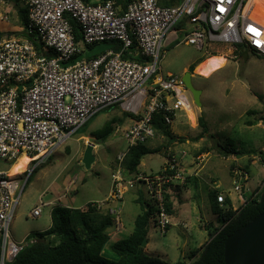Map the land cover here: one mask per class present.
Masks as SVG:
<instances>
[{
  "label": "built area",
  "instance_id": "1",
  "mask_svg": "<svg viewBox=\"0 0 264 264\" xmlns=\"http://www.w3.org/2000/svg\"><path fill=\"white\" fill-rule=\"evenodd\" d=\"M248 1L181 0L162 7L158 0H133L122 11L114 0H21L28 12L26 31L35 34L41 50L21 37L0 41V163L10 164L0 168V264H9L35 242L31 237L14 241L10 235L32 171L29 165L43 163L96 114L115 105L133 119L130 127L115 129L128 147L117 155L107 199L88 204L100 212L106 208L107 215L115 217L110 242L123 229L122 206L112 205H123L125 191L143 187L154 209L155 226L166 234L170 225L166 186L185 181L178 159L171 155L155 174L126 175L123 169L129 149L154 138L155 114L170 126L188 107L182 76L162 72V51L182 37L183 44L197 50L224 45L264 58V28L245 15ZM7 5L0 0V21L9 20ZM70 20L80 29L79 41ZM106 42L119 43L120 51L87 58L88 47ZM125 54L128 58H123ZM263 153L256 160L262 162ZM23 155L30 158L24 171L10 176L12 165ZM232 173L233 190L241 193L248 175L239 169ZM216 202L225 206L223 192ZM44 207L47 204L40 203L29 216L38 218Z\"/></svg>",
  "mask_w": 264,
  "mask_h": 264
},
{
  "label": "rangeland",
  "instance_id": "2",
  "mask_svg": "<svg viewBox=\"0 0 264 264\" xmlns=\"http://www.w3.org/2000/svg\"><path fill=\"white\" fill-rule=\"evenodd\" d=\"M20 6H24L22 2ZM9 16L10 23L15 27L12 32L19 31L17 11L11 8ZM108 47H110L108 43H100L94 45L93 50L94 52H101ZM213 54L225 58L226 62L222 68L209 77L197 73L198 65L193 69L192 84L196 89L201 90V106L198 107L194 104L192 95L187 90L185 93L194 113V121H188L186 116L179 112L169 126L175 138L182 137L187 140L180 142L177 139L179 142L174 140L172 143L166 137L156 133L153 139L147 141L146 145L149 147L154 146V148L159 147L160 149L157 153L144 156L138 170L145 174H155L161 171L166 154L170 152L175 154L182 163L180 169L183 168L185 174H192L196 168L190 166L191 162L195 160L197 154L207 152L210 159L214 161L213 164H215L212 169L214 171L211 170V172L216 174L221 184L225 186H223L224 189H229L227 196L230 194L234 206L237 207L243 201L241 197V200H239L240 193L237 194L231 184L233 181V173L229 167L231 162L224 161L216 146L217 143L223 145L227 139H232L236 143L241 155L232 156L231 158L237 159L238 164L244 166L248 171L246 195L251 192V189L256 190L262 187L264 165L259 159L253 160V156L258 157L259 152L262 151L260 149H264V58L255 53H252V55L251 52L248 53L243 48L234 51L232 47L224 45H216L206 50H197L192 46L183 44L181 37L180 41L170 49L162 51L160 65L163 74L170 73L182 76L184 69L190 64L201 57L206 59L214 57ZM123 112L119 106H112L103 110L68 139L66 146H63L64 151L54 154L50 165L40 167L37 170L34 168V163L29 166V169H33L35 172L30 182L27 183L26 181L24 185L18 207L22 215L18 221L11 224L10 228L12 240H20L26 228L37 230L44 227L48 207L42 209V214L38 218H31L29 213L33 206L39 203V194L55 177L59 178L57 184L65 179L75 180V189L78 193L76 196H71V199L74 200L70 204H73L76 208L84 207L89 202L100 203L107 199L108 189L111 186V175L117 169V155L125 151L128 144L122 138L121 133L115 131L105 142H98L93 137L92 131L101 129L110 116L124 117L123 114L126 113ZM199 118L203 120L208 133H202V127L198 124ZM129 119V116H125L126 121ZM121 126L117 125V127ZM81 137H88L86 140L91 145L96 146L95 149L84 145L86 140L78 141ZM196 137H201L197 141L198 143L193 141ZM87 148H90L92 157L89 167L84 163ZM162 150H166V152L162 153ZM183 154L185 155L182 158ZM9 167L10 164L0 163V168L8 169ZM191 186L189 191L182 190L180 194L185 199L182 206H179L178 198L175 195L172 197V215L178 216L179 214L181 218L188 215L190 221L187 220L186 225L179 224V227L173 228L176 237L171 238L169 234H160V231L154 228L153 220H151L147 235L148 244L145 246V252L148 255L161 256V254H167L170 258H174V256L180 254V251L185 254H188L189 251H196L203 239H209L208 231L202 227L207 223H213L215 226L221 224L219 217L211 212L210 201L203 182L198 178H193ZM140 191L144 194L145 202L149 203V199L141 187ZM53 198L54 195L48 188L40 199L46 203ZM135 198V190H129L125 193L123 205H112L113 208L122 206L120 223L123 230L104 247L103 257L110 261L117 262V256L110 250L109 245L116 240L128 237L133 231L135 218L143 212L144 199L137 203ZM179 209L182 211L181 213H179ZM109 217L110 220L115 221L114 216ZM112 232L113 228H110L108 233ZM174 238L179 244L178 249L170 247V245L175 244L172 241ZM184 238H186L188 244L182 247L181 244Z\"/></svg>",
  "mask_w": 264,
  "mask_h": 264
},
{
  "label": "trees",
  "instance_id": "3",
  "mask_svg": "<svg viewBox=\"0 0 264 264\" xmlns=\"http://www.w3.org/2000/svg\"><path fill=\"white\" fill-rule=\"evenodd\" d=\"M5 1L17 11L20 30L0 33V41L10 37H21L27 39L40 51L41 45L35 34H29L26 31L28 25L27 8L20 6L21 0ZM85 1L88 2L89 0ZM114 1L124 11L126 6L133 0ZM179 1L162 0L158 4L159 6L171 7L177 5ZM70 22L75 39L79 41L81 38L80 29L74 20H70ZM106 43L113 47L116 52H119L121 49L120 44L117 42ZM93 47L90 46L88 48L91 50ZM96 55L91 57H95ZM213 55L215 56V54ZM48 56L53 57V54L48 53ZM123 58L128 57L125 54ZM74 59H77V57H74L72 62H74ZM135 60L140 61L141 58H135ZM204 60L206 58H199L189 66V69L193 71ZM123 115L129 116L127 114ZM125 116L123 118L114 117L105 122L101 129L92 134L96 141L105 142L115 131L117 125L122 124ZM152 123L157 134L166 137L168 140L175 138L169 126L165 125L160 114L153 116ZM198 124L202 127V133H207L205 124L201 118L198 119ZM178 140L183 142L184 139L178 138ZM216 147L222 157L241 155L236 143L232 139H227L223 145L217 143ZM158 151L159 149H149L144 144L131 147L123 162L124 170L128 174L138 173L141 159L148 154H154ZM261 159L264 165V156H261ZM32 177V174L29 175L27 183L30 182ZM169 186L171 185H167L166 188ZM217 194L216 192H212L209 196V201L213 214L219 217L221 224L215 229L207 228L209 240L197 251L189 255L190 264H224V243L227 237L241 227L249 224L258 215L264 213V182L262 187L254 190L249 196H245V200L236 210H233L228 198H226L225 206L221 208L216 202ZM165 200L168 213L170 214L171 203L167 195H165ZM153 218L154 209L149 205L142 214L135 218L132 233L128 237L116 240L109 245L110 250L117 256V262H114L104 258L102 254L104 247L109 242L108 230L114 226V222L110 218L104 217L100 211L91 208L89 204L81 208L55 206L51 212V227L43 232L32 233L30 237L35 242L27 245L9 264H149L152 262L167 264L157 257L148 255L145 252V248L141 247L143 240H147L150 221ZM177 264L187 263L178 262Z\"/></svg>",
  "mask_w": 264,
  "mask_h": 264
},
{
  "label": "crops",
  "instance_id": "4",
  "mask_svg": "<svg viewBox=\"0 0 264 264\" xmlns=\"http://www.w3.org/2000/svg\"><path fill=\"white\" fill-rule=\"evenodd\" d=\"M160 1H162V0H158V2H160ZM181 2V0L179 1V3ZM179 3H177V5L179 4ZM118 7H119V9H121V7L119 6V5H117ZM176 6V5H175ZM162 7H164V6H162ZM171 7H173V6H171ZM11 8H12V6L9 4V5H7V6H5V9L6 10H9L10 11V13H11ZM13 28H15L14 26H13V24H11L10 23V19L8 20V21H0V33H6V32H12V29ZM174 43H172V44H169V45H166L165 46V48L163 49L164 51H166V50H168V49H170L171 48V45H173ZM234 51H237V49H241L240 47H238V48H232ZM114 51V52H116L114 49H113V47H108V48H106V49H104V50H102L101 52H94V50L93 49H89V48H87V58L88 57H90L91 58V56H93V55H95V54H97V55H100V53H103V52H106V51ZM246 52H248V53H250V51H248V50H245ZM251 54H252V52H251ZM96 55V56H97ZM253 55V54H252ZM214 57H218V56H214ZM137 58H139V57H137ZM89 59V58H88ZM207 59H209V57L207 58ZM206 59V60H207ZM206 60H204L202 63H200V65H202ZM194 63V62H193ZM191 65V64H190ZM189 65V66H190ZM199 65V66H200ZM188 66V67H189ZM198 66V67H199ZM188 67H186L185 69H184V72L186 71V69L188 68ZM223 67V66H222ZM222 67H220V68H222ZM219 68V69H220ZM218 70V69H217ZM216 70V71H217ZM183 72V73H184ZM205 77V76H204ZM209 77V76H208ZM187 98V97H186ZM187 102H188V107L186 108V109H184V111H181L185 116H186V118L188 119V121H191V122H193L194 121V113H193V111H192V109H191V107H190V105H189V101H188V99H187ZM115 106H117V105H115ZM109 108H111V107H109ZM108 108V109H109ZM190 111V112H189ZM103 112V111H102ZM96 115H98V114H96ZM95 115V116H96ZM94 116V117H95ZM114 117H119V118H123V116H110L108 119H106L107 121H109L110 119H112V118H114ZM192 117V118H191ZM175 119V118H174ZM105 120V121H106ZM106 121V122H107ZM132 121H133V119L131 120V119H129V120H123V122H122V128H128V127H130L131 125H132ZM126 122V123H125ZM86 125V124H85ZM84 125V126H85ZM104 125V124H103ZM83 126V127H84ZM82 127V128H83ZM81 129V128H80ZM79 129V130H80ZM79 130H77V131H79ZM97 130H99V129H97ZM97 130H93L92 131V134L95 132V131H97ZM172 133V132H171ZM208 133V132H207ZM200 135V134H199ZM199 135H197V136H199ZM164 137V136H163ZM88 137H81L80 139H78V141H80V140H86ZM180 138H182V137H180ZM201 138V137H200ZM153 139V138H152ZM178 138H172V139H170V141H172V143H173V141L174 140H176V142L178 141L177 140ZM184 139V138H183ZM149 140H151V139H149ZM148 140V141H149ZM184 140H187V139H184ZM190 140V139H189ZM199 140V138H197L196 137V139H193V141L194 142H196V143H198L197 141ZM201 140V139H200ZM179 142V141H178ZM200 142V141H199ZM147 143V142H146ZM146 143L144 144L147 148H149V149H160L159 147H157V148H154V146H147L146 145ZM175 143V142H174ZM84 145H88V146H90V147H92V149H95V147L96 146H94V145H91L90 143H89V141L88 140H86L85 142H84ZM64 146V145H63ZM63 146H61L60 148H58V149H56L55 151H54V153L47 159V160H45L43 163H39V162H34V165H35V167L34 168H36V170L38 169V168H40V167H44V166H46V165H50L51 164V159H52V157H53V155L54 154H58L59 152H61V151H64V147ZM66 146V145H65ZM197 146H198V144H197ZM260 150H264L263 148H261ZM162 153H164V152H166V150H162L161 151ZM195 153H197V152H195ZM171 155H174V156H176L175 154H173V153H170L169 152V154H166V159L164 160V164H163V167H162V169L165 167V165H166V163H167V161H168V159H169V157L171 156ZM184 155L185 154H183L182 155V158L184 157ZM209 155V153H207V152H203V153H201V154H197V156L195 157V160L194 161H192L191 162V164H190V166H195V170L193 171V173L192 174H185L186 172H184L183 171V168H181L180 169V165L182 166V163L179 161V159H178V157L176 156V158L178 159V163H179V169H180V171L184 174V178H185V181H184V183H179L178 181L177 182H173V184L171 185V186H169V187H167L166 188V192H165V195H167L168 197H169V202L171 203V213H170V225H169V227H168V230H167V232H166V234H164V235H167V234H169L170 236H171V238L172 237H176V234L173 232V228H177V227H179V224H183V225H186L187 224V220L188 221H190V217L187 215L185 218H181V216L178 214V216H174V215H172L173 214V202H172V197H173V195H175L177 198H178V204H179V206H182L183 204H184V201H185V199H183L181 196H180V194H181V192H182V190H184V191H189V188H191L192 186V180H193V178H198L201 182H203V184L205 185V192L207 193V195H208V198H209V196H210V194L212 193V192H216V193H219V192H223L224 194H225V196H226V198H228L229 200H230V202H231V204H232V207H233V210H236L237 208H239L241 205H239V206H237V207H235L234 206V203H233V200L231 199V197H230V194L227 196V193H229V189L227 190V189H224V185L223 184H221V182H220V180H219V178L216 176V174L215 173H212L211 172V170L213 169V167L215 166V164H213L214 163V161H212L211 159H210V156H208ZM232 156H229V157H223V159H224V161H229V162H231L230 164H229V167H230V169L233 171L234 169H239V170H241V171H243V172H245L247 175H248V171H247V169L244 167V166H241L240 164H238V160L237 159H234V158H231ZM256 157L257 156H253V160H256ZM21 160H23V159H21ZM20 160V161H21ZM142 160V159H141ZM252 160V159H251ZM18 161V160H17ZM20 161H18L17 163H15L16 165L18 164V163H20ZM48 162H50V163H48ZM141 162V161H140ZM48 163V164H47ZM14 164V165H15ZM33 164V163H32ZM16 165L15 166H13L12 167V169H11V172H14V173H18V171H16V169H15V167H16ZM26 165H27V162L25 163V165H24V168L22 169V170H20L19 172H22V171H24V169H25V167H26ZM30 166V165H29ZM1 169H3V168H1ZM124 169V168H123ZM138 169H139V167H138ZM162 169H161V171H162ZM161 171H159V172H161ZM212 171H214V170H212ZM34 172H35V170H33L32 169V171H31V173H30V175L32 174V175H34ZM229 172H230V170H229ZM124 173L126 174V175H131V174H128L125 170H124ZM138 173H142V172H140V170H138ZM230 175V174H229ZM29 177V176H28ZM58 177H55V178H53L51 181H50V183H48V185L45 187V189L39 194L40 196H39V203L38 204H35L34 206H33V208H35L36 206H38L40 203H44V204H47V207L49 208L48 209V213L46 214V216H45V224L43 225L44 227H41V228H38L37 230L36 229H34V228H26L25 229V231H24V234L21 236V238H20V240H16L15 239V241H18V242H23L24 240H26V238L27 237H30V235L32 234V233H36V232H43V231H46V230H48L50 227H51V225H52V220H51V212H52V208L53 207H55V206H64V207H68V208H76L75 206H73V204H70V203H73V198L71 199V196H76L77 195V193H78V191L75 189L76 188V184H75V180H71V179H69V180H67V179H65V180H63L61 183H59V184H57L56 182L58 181ZM37 180H39V178H37ZM231 184H232V182H231ZM224 186V187H223ZM243 186H244V189H242V192L239 194V193H237V194H239V200H241L240 199V197L242 198V201H244L245 200V196H249L253 191H254V189H251V192L248 194V195H246V192H245V188L247 187V183L246 184H243ZM111 187V186H110ZM110 187H109V189H108V193H107V196H106V198L108 197V195H109V192H110ZM136 187H138V188H136ZM135 188H132V189H129V190H135V193H136V198H135V202H137V203H140L141 201H143V199H144V194H143V192H141L140 191V186H136ZM50 189L51 190V192H52V194L54 195V198L52 199V200H50V201H48V202H42V199H40V198H42V195H44V193H45V191L47 190V189ZM142 189H143V187H141ZM129 190H127V191H129ZM143 191H144V189H143ZM173 191V192H172ZM125 193H126V191H125ZM125 193H124V196H125ZM145 193V192H144ZM146 195V194H145ZM106 198H104V199H106ZM242 201H241V203H242ZM144 203H143V211L144 210H146L147 208H148V206H149V203L146 201L145 202V199H144V201H143ZM146 203H148V204H146ZM19 207V206H18ZM32 208V209H33ZM210 209H211V206H210ZM182 211L179 209V213H181ZM211 212H212V209H211ZM30 214V213H29ZM101 214L104 216V217H107V218H110L108 215H107V209L105 208V209H103V211H101ZM212 214H213V212H212ZM21 215H22V213L19 211V209L17 208V211H16V214H15V217H14V220H13V222L12 223H15L16 221H18L19 220V218L21 217ZM215 215V214H214ZM41 216V215H40ZM217 216V215H216ZM153 220V224H154V228L155 229H157L156 228V226H155V220H154V218L152 219ZM217 227H219V226H215V225H213V223H207L206 225H204V227H202L203 229H206L207 230V228H209V229H215V228H217ZM123 230V229H122ZM158 230V229H157ZM122 232V231H121ZM120 232V233H121ZM172 232V233H171ZM113 233V232H112ZM119 234V233H118ZM118 234H115L114 236H113V238L111 239V241L113 240V239H115L116 237H117V235ZM172 234V235H171ZM13 237V236H12ZM209 240V239H208ZM208 240H205V239H203V242L202 243H200V245H199V248L200 247H202L205 243H207L208 242ZM147 241V244H148V240H146ZM172 241H174V243L175 244H172V245H170V247H172V248H179L178 247V245L179 244H177V240H176V238H174V239H172ZM109 243V242H108ZM146 244V245H147ZM188 244V242H187V240H186V238H184V241H183V243L181 244V246L182 247H185L186 245ZM198 250V249H197ZM196 250V251H197ZM192 252H194V251H189V253L188 254H185L184 252H181L180 251V254H178V255H176V256H174V258H170L167 254H161V256L160 255H155V256H153V257H157V258H159L160 260H162L163 262H165V263H167V264H177L178 262H183V263H187V264H190L191 263V261H190V258H189V255L192 253ZM104 253V251L102 252V254Z\"/></svg>",
  "mask_w": 264,
  "mask_h": 264
},
{
  "label": "water",
  "instance_id": "5",
  "mask_svg": "<svg viewBox=\"0 0 264 264\" xmlns=\"http://www.w3.org/2000/svg\"><path fill=\"white\" fill-rule=\"evenodd\" d=\"M182 80L186 90L192 95L194 104L200 107L201 90L194 87L188 72L183 73ZM91 160V150L87 148L84 157L87 167ZM146 244L145 239L141 247L145 248ZM149 264L163 263L152 262ZM224 264H264V213L227 237L224 243Z\"/></svg>",
  "mask_w": 264,
  "mask_h": 264
},
{
  "label": "bare ground",
  "instance_id": "6",
  "mask_svg": "<svg viewBox=\"0 0 264 264\" xmlns=\"http://www.w3.org/2000/svg\"><path fill=\"white\" fill-rule=\"evenodd\" d=\"M245 15L249 19L253 20L254 22L258 23L264 28V0H249L246 6ZM225 62L226 61L223 56L209 57V59H207L202 65H200L196 71L198 74L208 77L212 73H214L217 69L224 66ZM18 161H20V163H18L17 165L15 164L16 165L15 169L16 171H18V173L11 172L12 167L15 166L12 165L9 171L10 176H16L21 174L23 171L22 172L19 171L24 168L26 162L28 163L30 161V158L27 157L26 155H23L18 159Z\"/></svg>",
  "mask_w": 264,
  "mask_h": 264
},
{
  "label": "flooded vegetation",
  "instance_id": "7",
  "mask_svg": "<svg viewBox=\"0 0 264 264\" xmlns=\"http://www.w3.org/2000/svg\"><path fill=\"white\" fill-rule=\"evenodd\" d=\"M185 72H188V73L190 74V78H191V80H192L194 71H191V70L189 69V67H188V68L186 69ZM185 72H184V73H185Z\"/></svg>",
  "mask_w": 264,
  "mask_h": 264
}]
</instances>
